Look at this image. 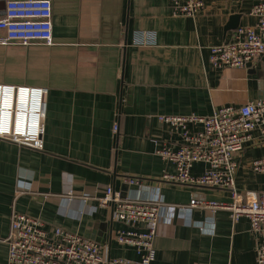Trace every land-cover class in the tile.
Here are the masks:
<instances>
[{
	"label": "crops",
	"instance_id": "0c3cea01",
	"mask_svg": "<svg viewBox=\"0 0 264 264\" xmlns=\"http://www.w3.org/2000/svg\"><path fill=\"white\" fill-rule=\"evenodd\" d=\"M51 1L50 44H0V84L46 93L43 150L0 138V264H8L14 212L39 218L51 233L60 227L95 240L108 259H138L135 247L117 241L125 226L114 217L113 204L100 203L108 186L135 199L140 187L127 179L139 177L172 206L193 197L234 201L228 189L162 180L176 166L157 149H177L183 136L160 117H208L223 106L264 100V57L244 68L210 62L211 46L255 25L258 0H202L196 17L175 14L169 0ZM6 2L0 0V17ZM236 22L237 28L226 30ZM263 157L264 136L255 131L235 157V188L242 197L264 193V172L252 168ZM206 168L194 163L191 174ZM213 216L203 231L200 224L210 213H170L155 239L152 264H257L250 219L234 221L225 209Z\"/></svg>",
	"mask_w": 264,
	"mask_h": 264
},
{
	"label": "built area",
	"instance_id": "2783aa9c",
	"mask_svg": "<svg viewBox=\"0 0 264 264\" xmlns=\"http://www.w3.org/2000/svg\"><path fill=\"white\" fill-rule=\"evenodd\" d=\"M169 1L175 14L188 17H196L204 7L202 0ZM252 13L255 25L241 26L230 41L210 47L214 67L244 68L264 57V0H258ZM52 16L51 0H7L5 13L0 17V30L5 32L0 35V44H50ZM45 96L41 87L0 84V138L43 150ZM160 120L181 129L183 136L179 148L164 145L157 149L164 160L176 166L175 173H164L162 180L228 189L233 202L193 197L188 204L172 206L164 201L159 188L146 186L139 177L129 178L128 183L140 187L137 198H122L108 186L99 200L102 206L113 204L114 217L125 226L118 232L117 241L135 247L138 259H108L95 240L60 227L51 233L39 218L14 212L7 239L8 264H152L161 224L169 221L172 212L186 217L194 209L211 214L209 221L200 224L203 231L208 230L207 224L214 223L213 215L220 209L230 210L234 221L248 217L250 231L258 241L256 263L264 264V193L249 192L245 198L235 188L236 154L253 140L255 131L264 136V100L223 106L208 117L163 115ZM191 124L201 125V129L191 132ZM197 162L205 163L207 168L201 175L193 176L191 169ZM252 168L264 172V157L255 160Z\"/></svg>",
	"mask_w": 264,
	"mask_h": 264
},
{
	"label": "water",
	"instance_id": "95a60500",
	"mask_svg": "<svg viewBox=\"0 0 264 264\" xmlns=\"http://www.w3.org/2000/svg\"><path fill=\"white\" fill-rule=\"evenodd\" d=\"M238 27V22L235 23V25H229L226 30L237 28Z\"/></svg>",
	"mask_w": 264,
	"mask_h": 264
}]
</instances>
